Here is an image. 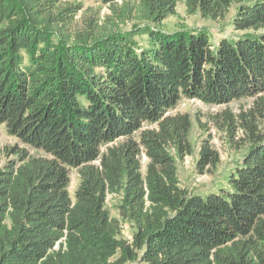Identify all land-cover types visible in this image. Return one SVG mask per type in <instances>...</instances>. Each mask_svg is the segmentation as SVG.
Segmentation results:
<instances>
[{
	"label": "trees",
	"instance_id": "trees-1",
	"mask_svg": "<svg viewBox=\"0 0 264 264\" xmlns=\"http://www.w3.org/2000/svg\"><path fill=\"white\" fill-rule=\"evenodd\" d=\"M82 1L0 0V128L24 146L0 166V264H264V0H183L205 22L232 16L238 35L217 42L165 31L182 0H86L109 14L77 25ZM182 100L225 107L208 123L241 152L226 189L180 187ZM219 163L202 140L196 172Z\"/></svg>",
	"mask_w": 264,
	"mask_h": 264
},
{
	"label": "rangeland",
	"instance_id": "rangeland-1",
	"mask_svg": "<svg viewBox=\"0 0 264 264\" xmlns=\"http://www.w3.org/2000/svg\"><path fill=\"white\" fill-rule=\"evenodd\" d=\"M82 4V10L75 18L77 25H79L83 13V15L88 16L89 14L97 12L101 18L109 14L107 6H101L96 2L86 0L82 1ZM234 9V6H232L229 13H233ZM231 17L232 16L228 17L225 23L219 25L217 23L205 22L198 16L187 15L182 0L177 4L176 15L166 19L164 26L165 31L167 32H174L183 26L190 30L206 28L210 32L211 40L217 42L222 38L234 39L238 35L233 32L230 26ZM126 28L128 29L129 27ZM228 107L232 110H236V106L234 104ZM224 109V106H208L198 100H182L172 112L173 114H188L192 119L191 141L194 146L193 154L190 157H187L183 162L177 164V175L180 187L188 190L189 192L200 194L206 191L209 192L226 189L225 178L230 171L234 169L241 158V152L232 150L227 145L222 135H220L216 129L208 123L209 116L219 113ZM206 125L208 126L207 130L203 127ZM205 139H209L213 148L219 153L220 163L211 173L199 175L196 172L195 165L198 158L200 142ZM14 145H18L21 148L24 147L15 138H12L7 134L4 125H2V128H0V166L6 160L4 150L6 148L13 147ZM30 153L35 154L32 149H30ZM39 155L43 156L42 153H39ZM142 162L143 166H145L146 159L144 157L142 158ZM78 184L79 176L76 171L71 170L69 194L72 199ZM119 204V197L112 195L107 196L106 207L113 219H120L118 212ZM120 226L122 238L127 241H131L133 233L131 226L126 222L121 221Z\"/></svg>",
	"mask_w": 264,
	"mask_h": 264
}]
</instances>
